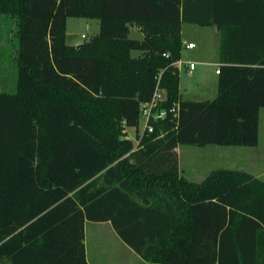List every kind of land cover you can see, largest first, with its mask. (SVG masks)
<instances>
[{
    "label": "trees",
    "instance_id": "obj_1",
    "mask_svg": "<svg viewBox=\"0 0 264 264\" xmlns=\"http://www.w3.org/2000/svg\"><path fill=\"white\" fill-rule=\"evenodd\" d=\"M0 16L16 38L15 89L0 90V264H89L85 220L110 221L153 264H264V179L189 180L176 152L257 145L264 0H0ZM68 17L98 32L67 44ZM183 22L221 32L211 99L180 94ZM156 89L152 112L167 113L139 133Z\"/></svg>",
    "mask_w": 264,
    "mask_h": 264
},
{
    "label": "rangeland",
    "instance_id": "obj_2",
    "mask_svg": "<svg viewBox=\"0 0 264 264\" xmlns=\"http://www.w3.org/2000/svg\"><path fill=\"white\" fill-rule=\"evenodd\" d=\"M13 18L0 16V90L15 89V62L12 57L16 38L13 35ZM98 20L87 17H68L65 28L67 44H80L98 32ZM207 28L198 24L183 22L181 38L193 40V52L207 59L212 49L214 55V39ZM141 32H131L130 36L141 38ZM84 35L85 37H82ZM183 48V45H182ZM181 48V52H182ZM132 54H137L136 50ZM216 66H206L205 74L212 76ZM181 80L189 79L180 72ZM192 77V76H191ZM164 93V92H163ZM142 131V123L137 128ZM133 142H136V129L127 128L124 132ZM178 166L182 174L189 180L201 181L216 169L241 170L264 179V108L259 113L258 143L255 146L205 144L203 146L183 144L176 147ZM107 227V228H106ZM110 231H109V230ZM84 243L86 258L91 264H134L135 258L126 248L119 236L109 224L85 222ZM136 264V263H135Z\"/></svg>",
    "mask_w": 264,
    "mask_h": 264
},
{
    "label": "crops",
    "instance_id": "obj_3",
    "mask_svg": "<svg viewBox=\"0 0 264 264\" xmlns=\"http://www.w3.org/2000/svg\"><path fill=\"white\" fill-rule=\"evenodd\" d=\"M194 24H196V23H194ZM181 26H182V23H181ZM200 26L207 28L206 32L209 35L211 34V36H213L214 49L216 50L215 55L213 53L214 50L212 49L211 54L207 56L208 57L207 59H205L202 56H199L198 53L192 51L193 48L195 47V44L192 48H186L185 46H183L182 52L180 51L179 62H177L178 76H179L178 86H179L180 94L183 98H189V99H194V100L211 99V98L216 96L217 90H218V76H217V73L215 70L219 64V41H220L221 32H220L219 28L214 24H212V25H200ZM131 32L135 33V32H139V31L137 30V28L133 27L130 30V33ZM180 35H181V29H180ZM141 36H142V34H141ZM182 39H185L186 41H190V42L193 41V40L188 39V38L187 39L182 38ZM73 45H76V44H73ZM187 60H191V61L195 62V66L191 72H188V70H187V65L185 63V61H187ZM211 65L216 66V68H214V70L212 71V76L208 77L206 75L207 73L205 74V68H206V66H211ZM182 69H184L185 74L187 76H189V79L184 80V81L181 80L180 72ZM259 113H260V111H259ZM86 221L94 222V221H90V220H85V222ZM95 223H101L104 225L109 224V226H111V229L115 232L110 221H102V222H95ZM84 225H85V223H84ZM120 240L124 243L126 248L128 250H130V253L133 254V258H135L136 264H153L151 262L144 261L121 238H120ZM88 263L91 264L89 261H88Z\"/></svg>",
    "mask_w": 264,
    "mask_h": 264
},
{
    "label": "built area",
    "instance_id": "obj_4",
    "mask_svg": "<svg viewBox=\"0 0 264 264\" xmlns=\"http://www.w3.org/2000/svg\"><path fill=\"white\" fill-rule=\"evenodd\" d=\"M81 36L85 37L84 35H81ZM182 45L185 46L186 48H192L194 46V43L190 41H186L185 39H182ZM177 62H179V60ZM185 63L187 65L188 72H191L195 66V62L191 60H187L185 61ZM215 71L216 73H218V67L216 68ZM163 97H164L163 91L161 89H156L152 98L148 102H145L141 105L140 118H141V123H142V130L144 128H147L148 131L152 130V126L148 122L150 117L162 118L166 115L167 111L165 109H160L159 111L154 112V113L152 112V108L155 107L158 101L162 100ZM169 111L172 112L173 117H177V105L176 104L172 105ZM126 129L127 128L123 129V131L125 132Z\"/></svg>",
    "mask_w": 264,
    "mask_h": 264
}]
</instances>
